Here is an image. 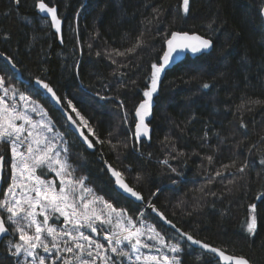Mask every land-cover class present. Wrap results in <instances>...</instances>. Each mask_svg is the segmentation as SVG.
I'll list each match as a JSON object with an SVG mask.
<instances>
[{"label": "trees", "instance_id": "obj_1", "mask_svg": "<svg viewBox=\"0 0 264 264\" xmlns=\"http://www.w3.org/2000/svg\"><path fill=\"white\" fill-rule=\"evenodd\" d=\"M37 1L0 0V52L21 73L18 77L0 58V76L47 111L66 138L74 176L177 241L181 264L217 262L164 226L149 201L195 238L264 264V199H256L264 194V0H190L187 15L182 0H45L63 20L62 44L35 12ZM173 31L197 32L213 46L208 53L187 55L160 77L145 119L148 135L138 140L135 110L150 84L151 65L160 63L165 37ZM138 38L144 44L127 51ZM34 78L46 80L79 122L68 107L72 102L95 133L85 127L95 151L79 142L62 113L32 84ZM205 83L210 87L203 88ZM0 154L6 163L4 190L6 146ZM104 162L142 195V203L115 190ZM253 203L257 230L250 235L245 221ZM12 239L0 238V264H16L8 252Z\"/></svg>", "mask_w": 264, "mask_h": 264}, {"label": "snow or ice", "instance_id": "obj_2", "mask_svg": "<svg viewBox=\"0 0 264 264\" xmlns=\"http://www.w3.org/2000/svg\"><path fill=\"white\" fill-rule=\"evenodd\" d=\"M15 2L19 4V0ZM189 5L190 0H182V11L185 15L189 13ZM36 6L40 13L50 16L52 27L59 33L61 20L58 18L57 8L49 7L44 0H38ZM143 44L144 41L138 38L136 45L127 51L133 52ZM165 45L166 50L160 57L161 62L151 65L150 84L143 91L144 99L135 110V116L138 118L135 136L138 140L142 135H148L149 128L145 119L151 114L161 73L174 63L181 53L206 52L213 46V42L198 34L173 31L170 36L165 37ZM117 55L124 53L117 52ZM0 57H5L13 68L16 67L12 57L5 56L2 52ZM36 83L60 103V97L49 84L39 78ZM209 87V84H203V88ZM0 93V145H10L12 158L11 184L3 200H0V209L7 213L6 220L0 216V236L7 238L11 233L17 237L15 241H8V252L16 258V264H117V260L122 262L125 259L128 264H181L179 254L182 248L179 243L167 242L164 235L142 219L138 227L126 209H118L103 197L95 195L93 190L87 187L84 177L74 176L75 170L69 163L68 147L66 144L61 147L63 134L56 130L54 122L47 118V112L41 105L14 85H6L3 76H0ZM68 107L79 118V123L70 114L67 120L77 130L81 125L87 127L88 122L70 100ZM29 112L36 113L40 119L33 120ZM241 127H245L243 122ZM88 131L95 135L90 127ZM80 135L89 148L94 147L93 141L83 131H80ZM96 142L101 141L97 138ZM207 159L211 163L212 157ZM3 161L4 156L0 154V167ZM164 163L168 162L165 160ZM261 163L264 164V160ZM224 167L227 169L229 166ZM247 167L248 164L245 163L238 171L243 173ZM109 170L125 193L136 200H143L139 192L123 181L120 172L113 170L111 166ZM46 172H54L59 184L57 185L56 180L42 178ZM217 175L221 173L217 172ZM256 199H264V194ZM148 207L156 211L151 201L148 202ZM140 215L143 217V213ZM159 215L164 219L163 214ZM56 220L61 221L60 226L55 224ZM167 223L173 228L176 227L171 221ZM245 223L246 231L255 235L257 204L248 206ZM9 224L11 229L7 226ZM83 229L90 230L94 235L86 234ZM176 231L180 233V238L198 245L206 253H211L217 264H250L243 256L226 254L224 250L195 239L190 233L181 232L180 229ZM100 235L107 241V245L94 238ZM142 249H147L148 253ZM164 249L175 255H167ZM153 252L156 254H151ZM113 256L116 257L115 260Z\"/></svg>", "mask_w": 264, "mask_h": 264}, {"label": "water", "instance_id": "obj_3", "mask_svg": "<svg viewBox=\"0 0 264 264\" xmlns=\"http://www.w3.org/2000/svg\"><path fill=\"white\" fill-rule=\"evenodd\" d=\"M44 2L47 3L45 0H44ZM37 3H38V1H37L36 4H35V8H34L35 12H36L40 17L45 18V19H47V20L49 21L52 31L57 35V40H58V42H59L60 44H62V28H63V20H62L61 17L59 16L58 9H57V15H58V18L61 20V31H60L59 33L56 32V30H55L54 27H52L50 16L47 15V14H44V13H40V12H39V10H38V8H37V6H36ZM47 4H48V3H47ZM16 5H17V4H16ZM48 6H49V7H56L55 5H49V4H48ZM56 8H57V7H56ZM260 16H261V18H262L263 25H264V5H263V6L261 7V9H260ZM181 32H188V31H181ZM188 33H190V34H198V35L204 37L203 35H201V34H199V33H197V32H188ZM204 38H207V37H204ZM207 39H209V38H207ZM211 49H212V47H211L209 50H207L206 52L198 53V54H192L191 52H183V53H181L179 56L176 57V60H175L174 63H172L170 66H168V67L165 68V70L161 73V76H160V77H162V76L164 75V73L166 72V70L172 68L173 66H175L176 64H178L179 62H181V61H182L187 55H189L190 57H196V56H199V55H201V54L208 53ZM164 50H166V45H165V43H164ZM5 56H6V55H5ZM0 58L4 59V61L9 65V67L11 68V70H12L14 73L17 74L18 77L21 76L20 70H19V68H18L17 66H16L15 68H13L12 65H11V64L5 59V57H0ZM160 62H161V61H160ZM39 79H41V78H39ZM36 80H37V78H34V79L32 80V84H33V85L36 87V89H38L43 95H45V96H46V97H47V98L53 103V105H54V106H55V107H56V108L62 113V115L64 116V118H65L66 121H67V124H68V128H69V130H70L74 135H76V137L78 138L79 142L82 143V145L86 148V150L91 151V152L95 151L96 146L94 145V147L89 148V147L87 146V143L84 141L83 137L80 135V131H83L84 134H85L86 136H88V138L91 140V138L89 137L88 133L85 131V127H84L83 125H81V128H80L79 130H77L76 127H75L74 125H72V124L67 120V116H68L69 114L72 115L71 112H69V111L63 106L61 100H60V103L58 104V103L56 102V100L51 96L50 93H48V92H47L42 86H40V85H38V84L36 83ZM41 80H43V79H41ZM43 81H44L45 83L49 84L46 80H43ZM49 86L53 89V87H52L50 84H49ZM53 90H54V89H53ZM56 95H57V94H56ZM57 96H58V95H57ZM58 97H59V96H58ZM72 117H73V115H72ZM73 118L75 119V117H73ZM76 120H77V119H76ZM77 123H79V122L77 121ZM93 144H94V143H93ZM109 166H111L109 163L104 162V168L107 170V172H108V174H109V177H110L111 180L113 181L115 190H116L118 193H120L121 195H123L124 197H126V198H128V199L134 201L135 203H142L143 200H136L134 197H132V196H130L129 194L125 193V192L119 187V185H117V183H116V177H114V176L112 175V172L109 170ZM5 167H6V163H5V157H4V161L2 162V167H0V198H1L2 190H3V179H4ZM111 168H112L113 170L117 171L113 166H111ZM121 178L123 179V181H124L129 187L133 188V187H132V186H131V185L125 180V178H124L122 175H121ZM133 190L137 191V190L134 189V188H133ZM137 192H138V191H137ZM153 205H154V204H153ZM154 206H155V205H154ZM149 208H150V207H149ZM150 209L153 211L152 208H150ZM155 209H156V211H153V213L158 217V219L160 220V222H161L164 226H166L167 228L171 229L173 232H175L177 235L180 236V233L176 231V229H180V228L177 227L173 222H171L172 224H174V225L176 226L175 228H173V227L171 226V224L167 223V221H170V220H168V219L165 217V215H164L161 211H159L156 207H155ZM159 214H163L164 219H161V217H160ZM180 231H181V232H185V231H183L182 229H180ZM1 237H4V236H0V238H1ZM193 237H194V236H193ZM194 238H195V237H194ZM183 239H184V238H183ZM195 239H197V238H195ZM184 240H185V242H186L187 244H189L191 247H193V248H195V249H199V250H201V251H203V252L206 253V251H205L204 249L200 248L198 245H193V244H191L190 242L186 241V239H184ZM198 240H200V239H198ZM201 241H202V240H201ZM202 242H204V241H202ZM204 243H207V242H204ZM207 244H209V243H207ZM209 245H211V244H209ZM211 246H213V245H211ZM213 247H216V248L221 249L220 247H217V246H213ZM221 250H223V249H221ZM224 251H225V250H224ZM225 252H226V254L234 255V254H231V253H229V252H227V251H225ZM209 254H211V253H209ZM211 255H212V254H211ZM234 256H239V255H234ZM221 264H222V262H221ZM250 264H253V263L250 262Z\"/></svg>", "mask_w": 264, "mask_h": 264}, {"label": "rangeland", "instance_id": "obj_4", "mask_svg": "<svg viewBox=\"0 0 264 264\" xmlns=\"http://www.w3.org/2000/svg\"><path fill=\"white\" fill-rule=\"evenodd\" d=\"M0 94H2V93H0ZM27 96V95H26ZM31 98V97H30ZM32 99V98H31ZM17 100H19V97H17ZM32 100H34V99H32ZM34 101H36V100H34ZM39 105H41L38 101H36ZM42 106V105H41ZM43 107V106H42ZM44 108V107H43ZM45 110V109H44ZM46 111V110H45ZM47 112V111H46ZM29 114L30 115H32V118H33V120H36V121H38L39 119H40V116L39 115H37L36 113H32V112H29ZM47 118L48 119H51L50 118V116L47 114ZM78 118V117H77ZM79 119V118H78ZM52 121V120H51ZM87 129H88V127H86ZM57 130V129H56ZM57 131H59V130H57ZM60 132V131H59ZM62 133V132H61ZM63 137H64V135H63ZM67 145V141H66V138L64 137V139H63V142L61 143V147H63L64 145ZM7 147V149L9 150V162H8V173H9V175H8V177H7V179H8V182H7V184H6V186H5V188H4V190H2L3 191V193L1 194V198H0V200H3V198H4V194L7 192V189H8V186L11 184V162H12V158H11V149H10V145L9 144H7V143H5V144H2V145H0V151H1V149L3 148V147ZM22 150H24V149H22ZM72 166V165H71ZM6 168V167H5ZM47 173H49V174H51V176L50 177H47V178H45V177H42V178H44V179H47V180H56V182H57V185L59 184V181H58V178L55 176V173L54 172H47ZM86 183V182H85ZM86 185H87V183H86ZM87 187L88 188H90V189H92L89 185H87ZM94 192V191H93ZM95 193V192H94ZM95 195H97L96 193H95ZM97 196H100V195H97ZM105 200V199H104ZM0 216H3L4 218H5V220L7 219V213L6 212H4L3 211V209H0ZM42 219V218H41ZM62 219V218H61ZM141 219L142 218H140V217H138V218H136V219H134V221H136V223H137V226L139 227L140 226V222H141ZM146 224H151V225H153L151 222H149V221H146V220H144V219H142ZM55 222V224L57 225V226H60V223H61V221L60 220H56V221H54ZM8 226V225H7ZM154 226V225H153ZM8 227H10V229H11V225L9 224V226ZM155 227V226H154ZM156 228V227H155ZM83 231H85L86 232V234H89V235H94V234H92L91 232H90V230H87V229H83ZM157 231H159V230H157ZM160 232V231H159ZM161 233V232H160ZM161 235H163L162 233H161ZM7 238H13L12 239V241H15L16 239H17V237H14V236H12L11 235V233L8 235V237ZM94 238H96V239H99L100 240V242L101 243H104L105 245H107V241H105L104 239H103V236L102 235H100V236H94ZM165 240L167 241V242H169V243H178L177 241H169V240H167L166 238H165ZM142 251L143 252H145V253H148V250L147 249H142ZM164 251H165V253L167 254V255H169V256H172V255H175V254H173V253H170V252H168L167 251V249H164ZM41 254H44V253H42L41 252ZM151 254H156L155 252H153V253H151ZM110 255H111V253H110ZM113 259L115 260L116 259V257L115 256H113ZM180 259V258H179ZM58 264H59V262H58ZM117 264H128V261L125 259V260H123L122 262L120 261V260H117Z\"/></svg>", "mask_w": 264, "mask_h": 264}, {"label": "bare ground", "instance_id": "obj_5", "mask_svg": "<svg viewBox=\"0 0 264 264\" xmlns=\"http://www.w3.org/2000/svg\"><path fill=\"white\" fill-rule=\"evenodd\" d=\"M263 23V22H262ZM51 28V27H50Z\"/></svg>", "mask_w": 264, "mask_h": 264}]
</instances>
